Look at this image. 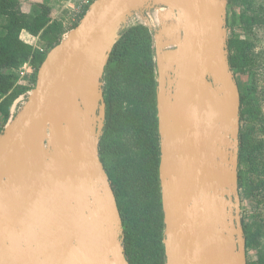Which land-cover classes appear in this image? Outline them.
Masks as SVG:
<instances>
[{
	"label": "water",
	"instance_id": "obj_1",
	"mask_svg": "<svg viewBox=\"0 0 264 264\" xmlns=\"http://www.w3.org/2000/svg\"><path fill=\"white\" fill-rule=\"evenodd\" d=\"M230 0H96L46 56L0 135V264H130L100 155L104 76L127 24L155 9L166 264H248L241 93Z\"/></svg>",
	"mask_w": 264,
	"mask_h": 264
},
{
	"label": "trees",
	"instance_id": "obj_2",
	"mask_svg": "<svg viewBox=\"0 0 264 264\" xmlns=\"http://www.w3.org/2000/svg\"><path fill=\"white\" fill-rule=\"evenodd\" d=\"M238 2L247 3L244 0H230L228 28L235 29L236 25L253 26L264 23L262 20L248 16L247 12L240 15L235 13L233 7ZM90 5L88 4L85 8L82 17L89 10ZM229 12L233 14L232 22ZM52 13L53 9L46 3H35L28 13L23 10L21 0H0V17L6 19V23L2 26L3 32L0 33V123L4 126L10 119L11 109L15 102L35 87L39 68L47 54L64 38L66 29L61 21L52 17ZM78 24H75L74 28ZM24 32L39 37L43 49H35L26 43L22 39ZM251 50V43L233 31L229 38V51L230 64L241 93L239 184L240 192L244 191V193L249 190L244 167L250 164L251 153L248 147V134L243 130V122L254 120L256 115L252 83L255 56ZM154 58L153 38L149 29L139 23L132 25L123 32L111 55L104 76V81L109 77V87L108 89L104 87L107 111L100 155L117 198L123 220L126 256L130 264H142L129 248L135 213L133 214L122 175L110 160V155L114 154L113 149L118 148H114V140L129 130L138 134L144 145L139 169L143 174L146 205L143 215L135 220V224L140 222L144 229L153 235L156 250L155 264H166L163 243L165 224L159 173L161 149L157 111L158 84ZM25 66H30L35 70L32 75V80L35 81L34 86H19L17 83L18 77L14 71L17 72ZM118 84L124 90L125 98L119 93ZM3 128L1 125L0 130ZM243 228L248 255L249 250L255 244L256 235L252 234V226L247 224L245 219H243ZM248 264L257 263L248 260Z\"/></svg>",
	"mask_w": 264,
	"mask_h": 264
},
{
	"label": "rangeland",
	"instance_id": "obj_3",
	"mask_svg": "<svg viewBox=\"0 0 264 264\" xmlns=\"http://www.w3.org/2000/svg\"><path fill=\"white\" fill-rule=\"evenodd\" d=\"M95 1L96 0H21L23 10L28 13L32 10L35 3L41 2L48 4L53 9L52 17L55 20L61 21L66 29L63 39L73 30L75 24L80 23L83 18L82 15L84 10L88 4L90 5L91 3L92 5ZM244 1L247 3L238 2L236 6L233 7V11L238 15L247 12L248 16H252L264 22V0ZM164 10L155 9L149 11L143 18L140 17V20L136 19L133 23H140L146 26L153 38L160 26V22H157V14ZM160 18L161 17H159V19ZM229 18L232 22V12H229ZM5 23L6 19L0 17V33L3 32L2 26ZM233 31L237 32L241 38L251 43V52L254 54L253 56H255L252 83L254 86V107L256 115L254 120L243 122V130L248 134V147L251 153L250 164L244 167L249 190L245 193L242 191L240 194L243 200L242 218L245 219L247 224L252 226V234L256 235L255 244L249 250L247 259L249 262L264 264V23L255 24L253 26L236 25L235 29L229 27V38ZM22 36L23 40L35 49H43L39 37H34L28 33H24ZM24 68L25 67L17 72L14 71V74L18 77L17 83L19 86H34L35 81L34 79L32 80V73L27 72L28 75L21 80L19 72L25 71L26 69ZM108 80L109 77H107L105 81L107 89L109 87ZM118 90L119 93L122 94V97L125 98L124 90L119 84ZM31 91H28L20 97L24 99L19 104V107H23L27 102L28 93ZM1 125L3 127L6 126L0 123V128ZM4 129L5 128L0 130V135ZM114 141V148L118 147L120 150L118 148L117 150L113 149L114 154L110 155V160L119 169L122 175V181L131 202L133 214L135 213L134 228L132 229L133 235L129 248L131 252L140 259L142 264H155L154 254L156 250L154 249L153 235L151 232H147L140 222L135 224V220L141 218V215H143V209L146 205L143 174L139 169V167H141L144 145L138 134L133 130L127 131ZM118 151L120 153H118ZM117 153L118 155H116ZM124 247H126L125 242Z\"/></svg>",
	"mask_w": 264,
	"mask_h": 264
},
{
	"label": "built area",
	"instance_id": "obj_4",
	"mask_svg": "<svg viewBox=\"0 0 264 264\" xmlns=\"http://www.w3.org/2000/svg\"><path fill=\"white\" fill-rule=\"evenodd\" d=\"M136 19H139L140 20V17L138 16V15H135L130 21H129V23L127 24V27H130V26H132V25H136V24H138V23H133V21H135ZM140 24V23H139ZM128 29V28H127ZM24 69H26L25 71L23 70V71H21V72H19V74L21 75V80H23L28 74H27V72H29V73H34L35 72V70L33 69V68H31L30 66H25V68ZM30 94V92L28 93V95ZM24 98H19L16 102H15V104L13 105V107H12V109H11V115H10V119H9V121H8V123L10 122V120H12L14 117H15V115L19 112V110L22 108V107H19V104L21 103V101L23 100ZM7 123V124H8ZM7 124H6V126H7ZM5 126V127H6ZM4 127V128H5ZM4 131V130H3ZM3 131H2V133H3Z\"/></svg>",
	"mask_w": 264,
	"mask_h": 264
},
{
	"label": "bare ground",
	"instance_id": "obj_5",
	"mask_svg": "<svg viewBox=\"0 0 264 264\" xmlns=\"http://www.w3.org/2000/svg\"><path fill=\"white\" fill-rule=\"evenodd\" d=\"M164 10V9H163ZM159 12V11H158ZM157 12V13H158ZM165 14H170V10L169 9H166V10H164V11H162V12H159L156 16H157V22H160V19H159V17H161L162 15H165Z\"/></svg>",
	"mask_w": 264,
	"mask_h": 264
},
{
	"label": "crops",
	"instance_id": "obj_6",
	"mask_svg": "<svg viewBox=\"0 0 264 264\" xmlns=\"http://www.w3.org/2000/svg\"><path fill=\"white\" fill-rule=\"evenodd\" d=\"M24 33H25V32H24ZM24 33H23V34H24ZM23 34H22V35H23ZM22 39H23V36H22Z\"/></svg>",
	"mask_w": 264,
	"mask_h": 264
}]
</instances>
